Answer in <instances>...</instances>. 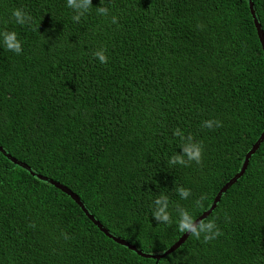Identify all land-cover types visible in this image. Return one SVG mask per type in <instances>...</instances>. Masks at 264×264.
<instances>
[{
  "label": "trees",
  "instance_id": "obj_1",
  "mask_svg": "<svg viewBox=\"0 0 264 264\" xmlns=\"http://www.w3.org/2000/svg\"><path fill=\"white\" fill-rule=\"evenodd\" d=\"M251 1L264 32V0ZM16 8L31 21L17 24ZM74 15L67 0H0V31L22 45L17 54L0 37V146L76 193L114 236L163 252L183 233L177 208L194 219L206 210L264 131V52L249 0H92ZM101 49L107 63L93 55ZM177 128L202 144L201 163H170L183 154ZM160 196L171 224L153 218ZM202 220L221 235L189 234L158 260L141 257L0 151V264H264V138Z\"/></svg>",
  "mask_w": 264,
  "mask_h": 264
},
{
  "label": "clouds",
  "instance_id": "obj_2",
  "mask_svg": "<svg viewBox=\"0 0 264 264\" xmlns=\"http://www.w3.org/2000/svg\"><path fill=\"white\" fill-rule=\"evenodd\" d=\"M92 0H82L81 3H77V0H67V6L75 12L73 16L74 21H79L81 16L88 12L91 8ZM99 13L107 16L108 9L106 7H100ZM12 16L17 24L24 25L31 21V16L21 8L12 10ZM117 19L115 16L112 17V23H116ZM0 37H3V44L9 51H13L19 54L22 51L21 42L17 39V34L14 31L3 30L0 31ZM95 57L99 59L101 63H107L108 57L105 55L103 49L95 51L93 53ZM203 127L208 129L219 128L222 126V122L218 120H205L202 122ZM175 136H178L181 140L180 148L183 150V154H174L170 163L173 165L179 164L188 166L190 162L195 161L197 164L201 163L202 160V144L195 142L191 134L187 137L181 132L179 128L174 132ZM186 157V159H185ZM178 195L182 199H187L191 190L184 187H178L176 189ZM204 199L202 196L200 200L196 201L197 206L201 205V201ZM155 209L153 211V218L157 223L171 224L172 217L168 210V198L166 196H160L154 201ZM178 219L176 221L178 230L180 232H186L196 239H200L203 234L204 242H208L217 236L221 235L220 231L214 221H200L196 223L194 217L185 208H177Z\"/></svg>",
  "mask_w": 264,
  "mask_h": 264
},
{
  "label": "water",
  "instance_id": "obj_3",
  "mask_svg": "<svg viewBox=\"0 0 264 264\" xmlns=\"http://www.w3.org/2000/svg\"><path fill=\"white\" fill-rule=\"evenodd\" d=\"M249 9H250V13L252 15L253 18V22H254V26L256 28V32H257V36L258 39L260 41L262 50L264 52V32L260 27V24L258 23L254 10H253V4L252 1L249 0ZM264 138V131L260 134V136L257 138V140H255V142L253 143V145L251 146V148L246 152L244 160L242 162V165L240 167V169L230 178L228 179V181H226L222 187L218 190V192L216 193L215 197L213 198V201L211 203V205L204 210L200 215H198L194 220L196 223H199L202 219L206 218L211 211L216 207V204L218 203V201L220 200V197L222 195V193H224L229 187L230 185H232L236 179L238 177H240L243 173L244 170L247 166L248 160L250 155L258 148L260 142L263 140ZM0 151L4 154V156H6L8 159H10L11 161H13L14 163L30 170V172L35 175L38 178H42L46 181H48L49 183L53 184L55 187H57L58 189H60L61 191H63L64 193H66L67 195H69L73 201H75V203L78 204V206L82 209V211L84 212V214L99 228L100 231H102L107 237L111 238L114 242L118 243V244H122L126 247H128L130 250L134 251L135 253H137L139 256L141 257H145V258H152L155 260H158L164 256H166L167 254L175 251L189 236L188 233L183 232L176 241H174L165 251L160 252V253H147L144 252L140 249H137L133 244H130L128 241H126L125 239L119 237V236H114L113 234H111L102 224L100 221L96 220L94 218V216L89 213V211L87 210V208L83 205V203L81 202L79 196L74 193L72 190H70L68 187H66L65 185L54 181L52 179H49L48 177L42 176L38 173L33 172L30 167L28 165H26L25 163L17 160L16 158L12 157L9 153H7L1 146H0Z\"/></svg>",
  "mask_w": 264,
  "mask_h": 264
}]
</instances>
